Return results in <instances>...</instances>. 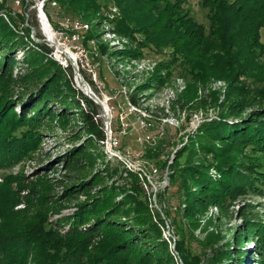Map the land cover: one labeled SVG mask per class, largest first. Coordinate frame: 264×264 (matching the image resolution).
Masks as SVG:
<instances>
[{"label":"trees","instance_id":"16d2710c","mask_svg":"<svg viewBox=\"0 0 264 264\" xmlns=\"http://www.w3.org/2000/svg\"><path fill=\"white\" fill-rule=\"evenodd\" d=\"M57 1L67 9L76 3L83 10L97 6L96 0ZM114 1L128 11V16L131 4L142 3ZM143 1L152 11H147L148 17L141 22L135 17L121 21L122 33L144 36L137 39L133 51L125 54H155L167 75L178 68L188 81L220 76L237 96L228 113L199 127L195 140L205 138L212 144L192 140V146L177 154L180 157L197 148L205 159L210 157L209 162L182 171V182L191 181L196 188L186 192L189 215L208 206L225 212L239 196L264 198V67L260 65L264 63V0H202L208 28L183 12L185 0ZM6 2L3 0L0 8ZM27 39L28 34L20 35L0 20V264H171L163 248L166 244L158 242L159 228L149 218L146 205L114 183L91 193L95 184L112 178L115 172L105 166L90 177L86 173L94 165L93 152L107 139L101 108L72 86L70 68L62 70L45 61L44 55L49 57L50 50L42 44L34 45L42 56L28 46ZM19 47L25 51L21 61L24 66L14 75V67L20 64ZM164 47L174 50L168 55L162 52ZM99 48L105 54V48ZM211 60L213 66L209 67ZM128 103L141 107L134 93L128 96ZM74 112L77 118L70 119ZM229 117L237 122L229 124ZM55 119L63 125L75 121L77 131L88 136L64 157L60 179L46 184L40 175L33 182L21 173H1L31 158L42 144L47 121ZM210 168L219 178L208 174ZM135 183L133 189L139 191ZM56 187L61 188L57 197ZM23 190L28 194L21 197ZM81 194L86 200L77 203L70 216L49 221L47 207ZM22 201L24 210L14 211ZM245 225L235 239V247L223 249L220 261L245 264V238L253 244L254 263L264 264V222L245 220ZM177 249L181 251L180 245ZM231 250L236 251L235 256Z\"/></svg>","mask_w":264,"mask_h":264},{"label":"rangeland","instance_id":"374dc122","mask_svg":"<svg viewBox=\"0 0 264 264\" xmlns=\"http://www.w3.org/2000/svg\"><path fill=\"white\" fill-rule=\"evenodd\" d=\"M41 2L7 0L4 7L0 8V20L15 28L20 35L28 34L27 44L38 54L44 55L34 46L36 44L52 50L54 55H44V60L53 62L54 66L58 65L62 70L70 68L72 76L68 77L72 86L100 106L107 139L93 152L96 153L94 165L86 173L90 177L105 166L115 172L112 178L95 184L91 193L114 183L146 205L149 218L159 228L158 242L166 244L163 248L171 258V264H226L225 260L220 261L221 253L226 247H235V239L246 227L245 220L250 223L256 220L264 222V198L239 196L225 212L208 206L195 211L191 217L185 200L186 192H194L196 188L191 181L182 182V171L209 162L210 157L205 159V155L197 148L180 157L177 154L195 140L202 124L218 120L219 116L229 112L237 96L229 90L228 81L214 74L203 76L195 82L188 81L181 76L178 68L173 70L172 75H167L155 54L146 55L144 52L138 56L126 55L125 52L137 47V39H144V36L135 33L134 37H130L122 33L121 21L125 17H135L141 22L144 16L148 17L147 11L151 10L143 0L142 3L131 4L129 16L128 11L124 12V8L119 7L114 0H96V8L90 10H83L80 3L67 9L57 0H48L44 2L42 10L47 14L57 39L47 38L41 28ZM201 2L185 0L183 12L208 28L207 10ZM2 3L3 0L0 5ZM66 20H79L87 27L72 34L71 29H65L63 25ZM77 35L79 39H76ZM261 42L264 43V32ZM100 45L105 48V54L101 53ZM22 50L20 47L17 49L20 64L14 67V75L24 66L21 61L25 51ZM173 50L172 47L162 48V52L168 55ZM61 52H65L62 58L66 61L60 59ZM68 56L72 58L71 61ZM203 62L205 64V60ZM212 63L213 60L208 66H213ZM260 63L264 67V63ZM160 80L163 83L160 84ZM89 81L92 84L89 85ZM132 93L137 95L141 107L134 108L128 103V96ZM249 111L241 114L242 117ZM69 118H77L76 113ZM226 122L232 124L237 120L229 117ZM73 123V120L65 125L56 119L47 121L39 149L31 158L1 173L13 176L21 173L33 182L36 175H40L39 178L46 184L59 180L64 173V157L72 147L81 145L88 137L84 132H78ZM195 141L203 145L212 144L205 138ZM208 174L219 178L213 168L209 169ZM134 181L139 191L133 189ZM27 194L23 190L21 197ZM54 194L55 197L60 196L61 188L56 187ZM120 198L119 195L116 200ZM85 200L86 196L82 194L77 199L64 202L57 200V203L47 207L49 221L70 216L76 210V204ZM24 208L22 201L13 209L22 211ZM67 228L61 232L64 233ZM243 243L247 251L244 263L257 264L254 263L255 257L251 256L255 252L253 244L245 238ZM179 245L180 252L177 249ZM235 252L231 250V255L235 256Z\"/></svg>","mask_w":264,"mask_h":264},{"label":"built area","instance_id":"2783aa9c","mask_svg":"<svg viewBox=\"0 0 264 264\" xmlns=\"http://www.w3.org/2000/svg\"><path fill=\"white\" fill-rule=\"evenodd\" d=\"M46 1H48V0H42V2L40 3V8H39V19H40V15H42L43 14V16H44V18L46 19V21H48V19H47V16H46V14L43 12V4H44V2H46ZM0 2H1V0H0ZM40 24H41V26H42V22H41V19H40ZM63 25L66 27L65 29H71V31H72V34H77L76 33V31H78V30H81V29H86V25L85 24H83L81 21H79V20H77V21H68V20H66V21H64L63 22ZM49 27V28H48ZM48 27H47V31H48V29H50L49 30V35L44 31V29H43V26L41 27L42 28V30L44 31V33H45V36L47 37V38H50V39H57L56 37H55V32H54V30H53V28H52V26L49 24V21H48ZM62 33H64V31L63 32H60V34H62ZM73 38H75V36H73ZM59 39H61V37L59 38ZM76 39H79V36L77 35V37H76ZM47 42H49V40L47 39L46 40ZM52 54L54 55V52L52 51V50H50V55L49 56H52ZM56 54V53H55ZM63 55H66L65 54V52H61V54H60V59H63L62 57H63ZM66 57V56H65ZM65 59V58H64ZM63 59V60H64ZM68 60L69 61H71L72 60V58L70 57V56H68ZM64 61H66V60H64ZM131 107H133V106H131ZM135 108V107H134ZM146 127L148 126V124L146 123V125H145Z\"/></svg>","mask_w":264,"mask_h":264},{"label":"bare ground","instance_id":"6f19581e","mask_svg":"<svg viewBox=\"0 0 264 264\" xmlns=\"http://www.w3.org/2000/svg\"><path fill=\"white\" fill-rule=\"evenodd\" d=\"M43 15V14H42ZM40 19H41V22H42V25H43V29H44V31L49 35L50 33H49V30L50 29H48V31H47V27H48V23H47V21H46V19L44 18V17H40ZM49 28V27H48ZM88 89V88H87Z\"/></svg>","mask_w":264,"mask_h":264},{"label":"water","instance_id":"95a60500","mask_svg":"<svg viewBox=\"0 0 264 264\" xmlns=\"http://www.w3.org/2000/svg\"><path fill=\"white\" fill-rule=\"evenodd\" d=\"M99 104V103H98Z\"/></svg>","mask_w":264,"mask_h":264}]
</instances>
